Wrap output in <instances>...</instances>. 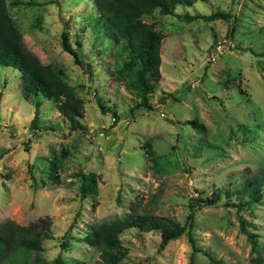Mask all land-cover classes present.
<instances>
[{"label":"rangeland","instance_id":"rangeland-1","mask_svg":"<svg viewBox=\"0 0 264 264\" xmlns=\"http://www.w3.org/2000/svg\"><path fill=\"white\" fill-rule=\"evenodd\" d=\"M5 1L23 47L61 68L81 98L83 127L68 129L52 99L25 97L19 71L0 64V222L47 216L51 236L38 251L44 264H107L82 239L91 224L125 213L183 224L191 197L217 194L218 204L195 209L196 251L185 233L158 247L157 232L128 227L116 264H264V193L243 214L255 249L235 207L220 203L225 189L264 165V55H256L264 52V0H194L175 5L174 14H142L162 34L151 109L135 107L138 95L117 78L125 53L101 31L88 0ZM214 11L225 15H179ZM62 31L82 66L62 49ZM35 100L38 127L51 129H29ZM83 171L96 173V194L79 196Z\"/></svg>","mask_w":264,"mask_h":264},{"label":"trees","instance_id":"trees-1","mask_svg":"<svg viewBox=\"0 0 264 264\" xmlns=\"http://www.w3.org/2000/svg\"><path fill=\"white\" fill-rule=\"evenodd\" d=\"M87 1V0H86ZM194 0H88V5L95 14L97 24L108 39L119 43L125 55L120 65L115 68L116 76L125 87L134 91L139 100L135 107L151 109L148 94L153 90V83L159 77V44L162 34L150 22L141 19L142 14L153 10L160 13L174 14L177 4L188 6ZM186 20L201 18L213 19L225 14L214 11L207 14L186 12L179 14ZM61 47L73 56V60L83 65L77 53L69 44L66 34L61 32ZM264 55V52L256 53ZM0 64L16 68L20 74V86L25 97L40 95L52 99L60 114L68 121V129H82L79 117L82 115V100L75 95L73 87L63 77L61 68L43 63L31 51L23 47L21 34L6 10V1L0 0ZM97 105L104 112L106 106L96 98ZM38 105L34 101L33 115L29 122L30 130H49L50 126L38 127ZM114 113V111H112ZM193 125L202 127L195 119L188 120ZM146 152L151 159L154 152L146 141ZM97 192V176L93 171L80 172L78 194L85 197ZM226 197L222 205L235 207L240 231L246 233L252 248H257L254 234L246 229L248 220L244 212L258 203L264 193V165L255 173L246 176L235 187L225 189ZM219 198L212 196L191 197L185 222L179 224L167 216L155 214L125 213L121 217L99 221L90 225L83 240L99 247V261L116 264L126 253L127 246L120 238V233L128 227L144 231H155L159 235L158 247L169 239L185 233L187 240L196 251L191 234L194 212L205 205L218 204ZM50 219L47 216L22 225L10 219L0 222V264H44L38 255L41 242L50 235ZM64 242L60 246L64 247ZM211 259V258H210ZM55 261H59L55 256Z\"/></svg>","mask_w":264,"mask_h":264},{"label":"built area","instance_id":"built-area-1","mask_svg":"<svg viewBox=\"0 0 264 264\" xmlns=\"http://www.w3.org/2000/svg\"><path fill=\"white\" fill-rule=\"evenodd\" d=\"M216 47L218 48V45H216ZM216 47L214 48V51L216 50ZM214 54H215V53L211 51L209 57H210L211 59H213Z\"/></svg>","mask_w":264,"mask_h":264}]
</instances>
